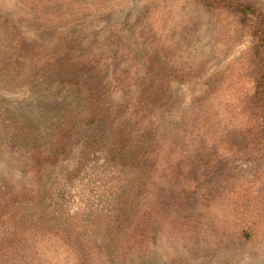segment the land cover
<instances>
[{
	"label": "rangeland",
	"instance_id": "obj_1",
	"mask_svg": "<svg viewBox=\"0 0 264 264\" xmlns=\"http://www.w3.org/2000/svg\"><path fill=\"white\" fill-rule=\"evenodd\" d=\"M256 1L264 6V0ZM5 22L10 27L17 25L28 41L42 34L58 37L75 31L89 40L115 37L125 51L123 61L132 69L141 64L145 69L154 66L156 73L184 69L191 74L186 81L172 85L170 115L157 134L140 141L139 146L159 143L177 116L188 111L220 142L215 146L211 140L212 146L205 151L215 154L217 161H211L205 170L192 163L189 157L197 151L187 143L166 148L154 165L156 182L162 183L159 177L167 171H182V177L172 183H179L189 207H175L170 226L158 222L156 230L162 231L152 253L138 255L127 264H264V144H247L248 118L259 113L250 104L256 87L246 71V55L254 45L249 29L221 12L199 9L196 0H0V25ZM151 36L158 41L156 55L141 46ZM86 78L96 88L98 76ZM0 102L7 110L37 114L40 119L75 105L71 99L40 101L16 73L0 74ZM105 133L103 117L95 125L71 133L70 156L44 169L45 189L36 206L51 191L45 202L58 213L63 211L61 229L68 231L67 217H76L78 232L86 235L99 254L98 264H118L102 249L100 218L121 214L123 204L128 206L137 198L135 203L141 209L155 201L156 189L151 195L149 182L154 179L140 189L143 168L112 162L101 151L82 160L85 138ZM183 167L202 173L193 182ZM22 169L0 147V180L11 176L21 180ZM8 233L6 227L0 228V241ZM61 245L31 247L30 253L40 251L41 264H75L74 255Z\"/></svg>",
	"mask_w": 264,
	"mask_h": 264
},
{
	"label": "trees",
	"instance_id": "obj_2",
	"mask_svg": "<svg viewBox=\"0 0 264 264\" xmlns=\"http://www.w3.org/2000/svg\"><path fill=\"white\" fill-rule=\"evenodd\" d=\"M196 5L199 9L221 12L250 30L254 45L246 55V71L256 87L250 104L259 113L248 118L251 127L247 144L260 146L264 144V6L256 0H196ZM7 23L0 25V74L21 76L28 91L40 101L71 99L75 105L57 116L40 119L37 114L7 110L0 102V147L23 168L19 171L21 180L12 176L0 180V228L9 230L0 241V264H36L40 251L35 250L33 255L31 247H48L53 242L61 243L60 247L73 254L75 264H98L99 254L86 235L78 232L76 217H67L68 231L61 229L63 211L58 213L45 202L51 191L42 198L39 207L36 203L45 189L44 169L70 156L71 133L95 125L102 117L106 121V133L85 138L82 160L101 151L112 162L143 168L140 189L153 179L154 182H149L151 195L156 189L155 201L141 209L135 203L137 198L128 206L124 203L121 214L102 215V219L97 215L102 223L99 224L102 249L118 264L152 253L162 231L156 230L158 222L168 223L175 207H189L179 183H172L184 173L167 171L159 177L162 183L158 185L154 172L157 160L164 156L166 148L187 143V147L198 152L189 157L192 163L207 170L211 161H217L215 154L205 151L212 146L211 140L215 146L220 142L204 131L199 119L188 111L177 116L176 123L166 129L159 143L149 148L139 146L140 141L152 139L166 115H170L168 96L172 85L186 81L191 74L184 69H162L156 73L154 66L145 69L141 64L132 69L123 61L125 51L120 50L121 43L115 42V37L103 41L94 36L89 40L81 31H75L58 37L42 34L28 41L17 25L10 27ZM144 40L141 46L146 45L156 55L158 41L153 36ZM90 74L98 76L96 88L86 78ZM172 136L175 140L170 139ZM182 169L188 171L186 167ZM200 173L201 170H194L187 175L196 182Z\"/></svg>",
	"mask_w": 264,
	"mask_h": 264
}]
</instances>
